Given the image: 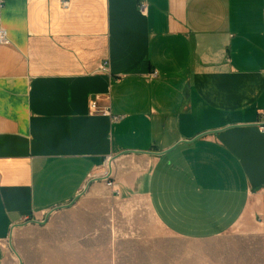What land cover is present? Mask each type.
I'll return each mask as SVG.
<instances>
[{
	"label": "crops",
	"instance_id": "0c3cea01",
	"mask_svg": "<svg viewBox=\"0 0 264 264\" xmlns=\"http://www.w3.org/2000/svg\"><path fill=\"white\" fill-rule=\"evenodd\" d=\"M145 2L0 0V247L65 215L119 250L133 203L194 246L264 234V0Z\"/></svg>",
	"mask_w": 264,
	"mask_h": 264
},
{
	"label": "rangeland",
	"instance_id": "374dc122",
	"mask_svg": "<svg viewBox=\"0 0 264 264\" xmlns=\"http://www.w3.org/2000/svg\"><path fill=\"white\" fill-rule=\"evenodd\" d=\"M131 205L117 215L121 217L114 216L116 224L121 226L116 237L119 250L82 249L92 244L81 243L82 236L72 227L74 218L61 215L51 224L47 219L43 225L19 233L11 248L9 244L0 247V264H264L263 233L237 232L194 246L165 232L145 203ZM251 223L254 227H264V215ZM188 255L192 257L190 260Z\"/></svg>",
	"mask_w": 264,
	"mask_h": 264
},
{
	"label": "built area",
	"instance_id": "2783aa9c",
	"mask_svg": "<svg viewBox=\"0 0 264 264\" xmlns=\"http://www.w3.org/2000/svg\"><path fill=\"white\" fill-rule=\"evenodd\" d=\"M145 1L146 0H138L137 8L139 9V11L141 13H145L146 12L147 6H146V2ZM0 43L1 44H8L6 32L2 31V30H0ZM151 77L156 78L157 74L153 73ZM96 102H97V100L94 99V98L89 101V108H90L91 112H93V113H95L98 110ZM102 115H104V116H109L110 115L108 107H105L102 110ZM259 130L261 132H264V125L259 126ZM110 160H111L110 157H108L106 159L105 164H104V170L102 172L101 178L104 180V182H105V184H106V186L108 188H110L112 191L118 193V191L115 188V185L113 183V180L111 178Z\"/></svg>",
	"mask_w": 264,
	"mask_h": 264
}]
</instances>
